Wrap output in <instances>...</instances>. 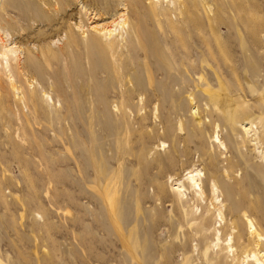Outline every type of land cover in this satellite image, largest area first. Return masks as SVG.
I'll return each mask as SVG.
<instances>
[{
  "label": "rangeland",
  "instance_id": "rangeland-1",
  "mask_svg": "<svg viewBox=\"0 0 264 264\" xmlns=\"http://www.w3.org/2000/svg\"><path fill=\"white\" fill-rule=\"evenodd\" d=\"M189 1L222 19L217 0H0V52L16 47L20 59L6 69L0 57V264H219L202 254L218 219L206 226L185 189L198 172L234 237L224 263L256 252L245 219L264 241V0L222 3L242 4L245 24L210 30L184 25ZM162 27L187 55L177 80L139 74L168 51Z\"/></svg>",
  "mask_w": 264,
  "mask_h": 264
},
{
  "label": "bare ground",
  "instance_id": "bare-ground-1",
  "mask_svg": "<svg viewBox=\"0 0 264 264\" xmlns=\"http://www.w3.org/2000/svg\"><path fill=\"white\" fill-rule=\"evenodd\" d=\"M200 1H202V0H200ZM217 3L219 6V13L222 16L221 20L217 18V11H215V12L211 11L210 9L205 7L204 5H203V8H200L199 3L197 1L186 2V4H184V10L182 11L183 15L185 16L184 25L197 26L200 28H204L205 30L206 29L210 30V29H222V28L230 29L231 27L240 28L242 25L245 24L243 22H240L237 19V15L239 13L238 8L241 7L242 4H239L240 6H237V7H234L232 5L233 6L232 9H229V8H222L221 4L222 3L224 5L233 4V3H235V0H217ZM247 4H253V3H252V1L248 0ZM201 7H202V3H201ZM242 8H243V6H242ZM244 8L246 9L245 12H250L246 6H244ZM192 11H193V13H197L198 11L201 12L202 17H203V21L199 22V21L195 20V17L194 18L189 17L188 14H191ZM211 13L213 14L212 16L210 15ZM224 15L227 18H225ZM124 17H125L124 14H121L119 16L120 22L117 23V26L120 27L121 31L124 30V28L126 27V20L124 19ZM198 25H200V26H198ZM110 28H111V26H109V27L103 26L99 30H96V31L97 32H99V31L108 32V35L112 36L113 30H110ZM182 31H183V33H185V31L183 29H182ZM114 32H115V30H114ZM160 32H164L166 34L167 45L165 47H168V51H167V48H164L163 49L164 52L162 51V55L160 57L148 56L153 62H150V64H147V65H145V62L141 63L143 65V68L139 71V74L141 72L145 73L146 75H148L147 76L148 79L152 78L150 76H154V77L160 76V77H164V78L175 77L172 80H177L178 78L182 77L185 73L190 72L189 70H184L182 68L176 69V68L183 67V59L186 58V56H187V55L184 56V55L180 54V49L177 46L178 44L182 43L181 42L182 40L179 38L180 37V36H178L179 34L176 35V34L172 33L170 30L166 31L163 27L161 28ZM187 36H189V35L187 34ZM194 40L196 42H198L199 36L196 35ZM119 46H120V43L118 44V47ZM263 47H264V45H263ZM226 48H228L231 52L235 51L234 47L231 45H226ZM215 49L217 52H220V50L222 48L217 46V47H215ZM18 50H19L18 48L12 47L10 49H4L3 51L0 52V57H2L3 61H5V65H6L5 68L6 69L9 67L11 62H17L19 64L20 59H19ZM194 52H196V51H194ZM243 52L247 53L248 50L244 49ZM244 53H241V61L242 62L247 61V57L244 55ZM121 54H122V51H120L118 53V55H121ZM184 54H189V50H186L184 52ZM165 55L166 56L172 55L171 58L174 61L175 68L173 67L171 60L168 57H166ZM261 58L264 59V56H261ZM201 60H203V59L201 58ZM178 61H179V63H178ZM177 63H178V65H176ZM227 64L231 65V61H229ZM0 67L2 68V70L4 69L3 66L1 65V63H0ZM202 69L207 71L206 68H200L198 71L193 70L192 72L193 73H196V72L201 73ZM167 79L170 80L169 78H167ZM9 81H10L9 87L13 92L12 94L18 95L14 81L11 78H9ZM170 85H171V83H170ZM193 113H195V112H193ZM252 126L253 125L250 124L248 126V128L245 127L243 129L245 134H247V136L249 135V138H251L252 136H255V133L253 132ZM250 134H252V135H250ZM214 140H215V142H217L218 145L223 146V144L220 142L218 136H215ZM262 157L263 158H261V159L264 160V156H262ZM190 174H192V173L189 172V175ZM187 180H188L187 187H185V189L189 193L187 195L190 197L192 204H196V205H199L201 207L203 206V209L206 210L205 211L206 216L204 215L205 220H203V223L207 226V223L211 224L213 219H215V218L218 219V222H216L218 225L217 226L215 225L213 227V232L211 235V237L213 238V241H214V243L212 244L213 246L211 247V249H209V247H208L207 250H205L202 254H205V255H203L205 257V260H206L207 256H209L210 258L219 257V259H220L219 264H222V263L225 264L223 259L226 260L228 258H232L234 255L233 254L234 253V251H233L234 237H232L231 235L230 236L224 235L226 232L224 231V228L221 226V223L224 222L223 221V212H222V210H223L222 201L219 200V196L217 194V190L214 187V185H212L213 187L211 188L210 194L208 195L209 200L206 199L207 197H205L204 189L201 186V177H200L199 172L196 173L195 175H190ZM183 190H184V188H183ZM184 192L185 191H181V189H179V191H178L179 198L177 200L179 202H177V203H178V205H181V206L186 204L189 207V205L191 204V201L190 202L187 201L189 199V197L187 199V196ZM184 201H185V203H184ZM110 207L112 208V206H110ZM112 209L115 210L114 207ZM197 213H199V212H196L192 216L194 222L199 220V218H202V217H200L202 215L197 216L196 215ZM118 214L120 216L119 212H118ZM121 217H122V215H121ZM245 221H246V224L248 226V234H249L250 238L253 239V243H254V247L256 249V252H253L251 254H246V252H244L243 253L244 256L241 258V261H242L241 264H264V261L262 260L263 256H262L261 251H260V243H262V241H263L262 237L256 232L255 227L253 226V224L250 220L245 219ZM129 223H130V220L128 221V224ZM135 223H136V221H135ZM199 225L200 226H198V236L196 235V237H197L198 243L204 244L208 240V238L210 237V234H207L206 232H202V230H201L202 224H199ZM230 230L232 232L235 231L236 225L233 224V226L230 228ZM224 236H225V239H223ZM135 242H136V245L139 244L137 241H135ZM145 244L148 246V248H150L152 246L148 242H145ZM187 244H188L187 241H183L180 244H175V246H173V247H176L177 249H180L181 251H183V250H186L188 248ZM140 249H141V247H140ZM207 251H208V253H207ZM206 254H208V255H206ZM191 257H193V256H191ZM146 260L144 261L146 264H167V262H164V261L159 262L158 260H156V258H153L152 256L149 258H148V256H146Z\"/></svg>",
  "mask_w": 264,
  "mask_h": 264
}]
</instances>
